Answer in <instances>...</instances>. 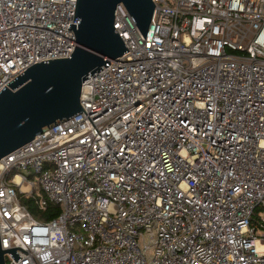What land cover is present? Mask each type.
I'll use <instances>...</instances> for the list:
<instances>
[{
  "label": "built area",
  "instance_id": "2783aa9c",
  "mask_svg": "<svg viewBox=\"0 0 264 264\" xmlns=\"http://www.w3.org/2000/svg\"><path fill=\"white\" fill-rule=\"evenodd\" d=\"M153 1L146 39L117 6L86 112L0 160L6 264H264V0ZM76 4L0 0V92L71 56Z\"/></svg>",
  "mask_w": 264,
  "mask_h": 264
},
{
  "label": "water",
  "instance_id": "95a60500",
  "mask_svg": "<svg viewBox=\"0 0 264 264\" xmlns=\"http://www.w3.org/2000/svg\"><path fill=\"white\" fill-rule=\"evenodd\" d=\"M119 4L126 7L146 39L156 6L153 0H77L71 56L31 65L0 92V160L36 134L84 110L81 92L89 75L129 51L115 28ZM16 249L21 247L4 249L0 238V264H6V252L16 261L21 259Z\"/></svg>",
  "mask_w": 264,
  "mask_h": 264
},
{
  "label": "trees",
  "instance_id": "16d2710c",
  "mask_svg": "<svg viewBox=\"0 0 264 264\" xmlns=\"http://www.w3.org/2000/svg\"><path fill=\"white\" fill-rule=\"evenodd\" d=\"M21 196V197H20ZM20 197V201L21 203L29 210L31 211V213L34 210V204H36V202L34 201V199L37 201V196L35 194L27 196L26 194H22L20 193L19 195ZM41 208V207H40ZM42 209V208H41ZM261 208L257 209V212L260 210ZM62 211V206L58 205V204H49L47 209H43V211L41 213H39V215H37L38 220L40 221H49L53 218H55L56 216H58ZM257 218H255L256 220Z\"/></svg>",
  "mask_w": 264,
  "mask_h": 264
},
{
  "label": "rangeland",
  "instance_id": "374dc122",
  "mask_svg": "<svg viewBox=\"0 0 264 264\" xmlns=\"http://www.w3.org/2000/svg\"><path fill=\"white\" fill-rule=\"evenodd\" d=\"M21 197V196H20ZM27 197V195H26ZM34 201L36 202V204H34V210L32 212V215L37 218V215H39V213H41L43 211V209L40 208L39 204L37 203V201L34 199ZM31 212V211H30Z\"/></svg>",
  "mask_w": 264,
  "mask_h": 264
}]
</instances>
